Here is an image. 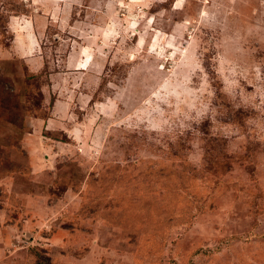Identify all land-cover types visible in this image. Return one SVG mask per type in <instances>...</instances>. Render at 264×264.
<instances>
[{
    "label": "rangeland",
    "instance_id": "rangeland-1",
    "mask_svg": "<svg viewBox=\"0 0 264 264\" xmlns=\"http://www.w3.org/2000/svg\"><path fill=\"white\" fill-rule=\"evenodd\" d=\"M0 228V264H264V0H0Z\"/></svg>",
    "mask_w": 264,
    "mask_h": 264
},
{
    "label": "crops",
    "instance_id": "crops-1",
    "mask_svg": "<svg viewBox=\"0 0 264 264\" xmlns=\"http://www.w3.org/2000/svg\"><path fill=\"white\" fill-rule=\"evenodd\" d=\"M48 124V126H49V124H50V122L49 121H46L45 122V124ZM47 130H52V129H47ZM10 227V226H9ZM14 226H11L10 228H13ZM8 230H9V228H8ZM8 230H4V229H1L0 228V240L3 238V232H5L6 234H8L9 233V231Z\"/></svg>",
    "mask_w": 264,
    "mask_h": 264
}]
</instances>
